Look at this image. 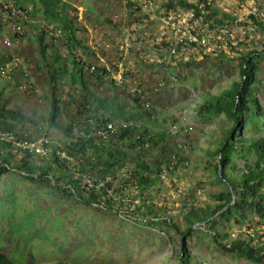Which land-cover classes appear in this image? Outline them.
Listing matches in <instances>:
<instances>
[{
  "label": "rangeland",
  "instance_id": "obj_1",
  "mask_svg": "<svg viewBox=\"0 0 264 264\" xmlns=\"http://www.w3.org/2000/svg\"><path fill=\"white\" fill-rule=\"evenodd\" d=\"M251 1L260 0H214V3L229 14H238ZM164 2L71 0L78 20L83 24V21L86 22L80 34L89 45L116 43L126 35L131 39L133 50L130 46L125 54L105 49L102 45L95 49L98 66L104 65L113 74L121 64L127 85L142 86L158 121L165 119V128L186 109L192 130L181 136L186 143L182 163L167 174L166 180H160L155 185L148 198L151 209H144L135 217L103 210L75 196L61 195L44 180L45 176L40 171L49 170L46 164L50 159L40 161L29 158L32 167L36 168L30 176L8 166L0 173V253L19 264H53L57 261L69 264H179L178 250L185 242L196 264H264V260L257 263L223 250L215 244L211 230L204 223L194 224L187 238H182L173 226L176 224L180 231L186 230L188 223L184 218L187 212L192 207L218 204L213 194L228 188V184L218 177L216 159H211L210 152L224 137L230 120L223 115L201 116L197 109L209 94L240 80L238 63L241 55L255 50L256 60L263 64L264 29L258 30L250 42L241 43L232 56L212 55L219 52H210L206 47L186 53L189 60L195 59L196 62L183 67L177 64L173 70L181 78L171 82L167 78L169 70L161 62L168 38L178 34L179 29L190 28L195 19L200 25L207 24L194 17L191 10L177 8L166 13L163 11ZM136 6L140 11L133 14ZM37 24L36 20L27 21L23 38L10 48H2L0 43V55L7 52L15 60L14 63H7L5 71L12 67L16 69V64L17 69L24 73L18 82L29 83L32 88L28 94L16 85L14 78L9 76L4 80L0 77V100L26 116L29 122L24 121L20 125L22 130H35L37 124L41 131L56 138L63 134V126L72 119L65 104L67 108H63L56 119L59 127L48 123L51 89L43 69L38 65ZM185 52L182 51V54ZM161 79L165 81V86L156 91V83ZM257 79L264 84L263 69H259ZM104 87L96 89L97 92H109L106 84ZM115 92L126 108L136 106L134 100L126 96L125 90ZM68 93L69 88L60 85L59 98L66 102ZM258 99L264 108V95L259 93ZM29 117L35 124L30 122ZM252 127L249 124L246 132H264L261 128ZM159 151L154 149L157 155ZM163 159L160 157V162ZM235 160L239 165L243 163L239 157ZM56 165L53 162L50 164L54 176L60 174ZM3 166L0 162V168ZM231 169L227 171L239 175V171ZM61 171L65 175L70 174L64 168ZM59 182L63 184L62 180ZM173 192L175 198L171 197ZM164 217L171 219L164 220ZM251 218L240 225L220 222L216 229L222 233L227 231L220 240L229 245L230 234L245 228L264 234V221H258L255 216Z\"/></svg>",
  "mask_w": 264,
  "mask_h": 264
},
{
  "label": "trees",
  "instance_id": "obj_2",
  "mask_svg": "<svg viewBox=\"0 0 264 264\" xmlns=\"http://www.w3.org/2000/svg\"><path fill=\"white\" fill-rule=\"evenodd\" d=\"M13 1L27 12L28 22L35 20L38 22L36 28L40 61L38 65L43 69L51 89L48 123L59 127L56 119L63 108H67L65 104L68 105L69 116L72 119L62 128L63 133L68 136L73 131L72 122L75 120H80L87 131H90L93 125L100 127L108 120L129 121L131 125L118 131L111 140H97L93 137L80 138L77 142L66 145V148L76 156L82 154L86 160L94 156L95 163L87 161V164L91 169L99 172L116 171L120 166L126 165V173L130 175L126 182L137 183L141 203L145 210L149 209L150 200L148 198L151 196V191H154L155 185L161 180L158 172L160 157L164 153L163 144L167 138L165 119L158 121L156 111L151 104L149 107L142 104L143 100H146L144 98L147 97L139 93L127 92L126 94L136 103V106L130 108L132 110L126 108L121 102L115 92L119 88L114 85L110 71L104 65H97L98 58L94 49L85 41L83 34H80L81 29L84 30L86 25L78 20L77 11L72 6L71 0ZM177 8L191 10L194 17L210 27L222 26L234 19V14H229L219 8L214 0H165L163 11L171 13ZM135 11L139 12L140 8L136 6L132 13L135 14ZM49 28L59 29L61 35L57 38L50 37ZM261 29H264V23L257 22V31ZM254 53H256L255 50H250L240 56L239 81L217 93L209 94L197 109V113L201 116L223 115L230 120L229 127L224 130V137L210 152L211 159H216L217 175L228 184V188L226 191L213 194L212 197L219 201L218 204L192 207L184 218L188 223L186 230L180 231L176 224L173 226L182 238H187L194 224L204 223L211 230L210 235L216 245L227 252L234 253L239 258L259 263L264 260V241L254 244L238 235L228 243L229 245H226L220 239L227 234V231L222 233L216 229L220 222L225 224L233 222L240 225L247 219L252 220L251 216L258 218V221H264V132H246L249 124L253 126L252 128L258 127L264 130V108L258 99L259 93L264 95V84L257 79L259 69L264 70V62L259 64ZM211 54H219L218 57L225 55L223 52ZM8 62L14 63L15 60L10 56L4 57L2 52L0 66ZM194 62H196L195 59L186 61L180 59L177 64L183 67ZM177 64L167 66L169 70L167 78L169 74L175 75L178 80L181 78L173 70ZM91 65L95 67L93 71H90ZM14 66L16 69L12 67L7 72L4 69L0 77L6 80L10 76L19 86L18 78H23L24 73L17 69L16 64ZM104 84L107 85L109 92L104 94L97 92L98 88L105 89ZM60 85L69 88L66 102L58 96ZM121 94L123 95L122 92ZM147 100L150 102V99ZM29 120L33 121L31 117ZM24 121L28 120L22 112L7 106L4 100H0V129L22 130L20 125ZM33 123L35 124L34 121ZM35 126V130L41 131L37 124ZM148 133H151V136L144 138V135ZM145 140L150 142L149 148H144L139 144ZM154 149L160 150L158 155L155 154ZM0 155V162L4 164L0 168V173L6 171L9 166L30 176L36 168L32 167L28 159L45 160L32 152L15 148L3 141H0ZM180 157L179 164L182 163V154ZM236 157L243 160L241 165L236 162ZM51 161L57 164V169H60L58 176L53 175L50 167ZM46 166L49 168L48 171L40 170L45 176L44 180L54 186L61 195L75 196L86 204L105 203L108 209L112 207L109 198L102 193L84 194L76 190L74 192L71 189V185L74 186L71 174L65 175L61 171L63 168L67 169L63 163L50 158ZM230 168L239 171V175L229 173L227 170ZM81 169H85V166ZM59 180H62L63 184ZM170 219L164 217V220ZM259 236L264 237V234H259ZM177 256L179 264H196L185 242L181 243ZM0 264L19 263L6 254L0 253ZM53 264L69 263L57 261Z\"/></svg>",
  "mask_w": 264,
  "mask_h": 264
},
{
  "label": "built area",
  "instance_id": "obj_3",
  "mask_svg": "<svg viewBox=\"0 0 264 264\" xmlns=\"http://www.w3.org/2000/svg\"><path fill=\"white\" fill-rule=\"evenodd\" d=\"M257 22H264V0L259 2L251 1L242 12L234 14V19L230 23L222 26L210 28L207 25H200L198 19H195L194 24L190 28L179 29L178 34L168 38L166 53L161 62L166 66H175L178 61L176 60L177 57L185 61L189 60V56L186 53L192 52L198 47H206L210 52H223L228 56H232L234 50L239 48L241 43H247L254 39L257 34ZM26 23L27 12L22 7L13 0H0V43L2 48L8 49L23 38ZM48 34L50 37L57 38L61 35V32L59 29L49 28ZM101 45L105 49H113L120 54H125L131 46V39L129 35H126L116 43H96L94 45L91 44V47L95 51ZM184 50L186 52L182 54ZM4 57H9V54L4 52ZM6 65L7 63L4 66H0V73H3ZM94 69V65H91L90 71ZM110 77L114 85L120 90H125L129 93H139L145 97L144 90L140 84L127 85L125 71L121 64L113 74L110 72ZM168 79L171 82L177 81L176 77L170 74ZM164 86L165 81L161 79L157 81L155 90L159 91ZM19 88L28 94L32 91L29 83H20ZM144 99L146 100H143V106L149 107L148 98ZM130 125L129 121L115 119L106 121L100 127L93 125L92 129L87 131V128L82 126L80 120H75L72 122L73 131L71 135L68 136L62 132L63 134L56 138L51 137L44 131L0 129V141L7 142L15 148L32 152L45 160L46 158H54L59 163H63L67 168L66 170L71 174V180L74 182V186L71 185V189L74 192L76 190L84 194L92 192L102 193L109 198L112 207L108 209L105 203L93 205H97L103 210L135 217L138 212H142L145 208L141 203L137 183L126 182L130 177L126 173V165L120 166L116 171L99 172L91 169L89 164H87V161L95 163L94 156L90 157V160H86L82 154L76 156L66 148V145L75 143L80 138L93 137L97 140H111L118 131L126 129ZM191 130L192 125L188 120L186 109L166 127L167 140L163 144L164 153L162 155L164 159L160 162L158 172L161 180H166L167 174L171 170L178 168L181 158L180 154H183L186 149V143L181 139V136L187 135ZM150 136L151 133H148L144 135V138ZM139 144L143 145L144 148L151 146L150 142L146 140ZM82 166H85V169H81ZM171 197H176L175 192L171 194ZM238 235L254 244L262 240L258 232L245 228L236 233L232 232L229 241Z\"/></svg>",
  "mask_w": 264,
  "mask_h": 264
},
{
  "label": "crops",
  "instance_id": "obj_4",
  "mask_svg": "<svg viewBox=\"0 0 264 264\" xmlns=\"http://www.w3.org/2000/svg\"><path fill=\"white\" fill-rule=\"evenodd\" d=\"M84 23H85V25H86V22L85 21H83Z\"/></svg>",
  "mask_w": 264,
  "mask_h": 264
}]
</instances>
